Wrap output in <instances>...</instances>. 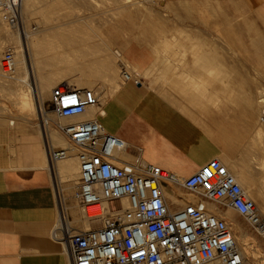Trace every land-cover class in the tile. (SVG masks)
<instances>
[{
  "label": "built area",
  "instance_id": "built-area-1",
  "mask_svg": "<svg viewBox=\"0 0 264 264\" xmlns=\"http://www.w3.org/2000/svg\"><path fill=\"white\" fill-rule=\"evenodd\" d=\"M0 12L8 25L20 26L19 0H0ZM1 70L7 76L15 71L11 51L4 53ZM121 74L125 82L141 86V80L127 69ZM50 103L57 129L79 163L75 194L79 207L91 221L111 215L101 227L88 231L76 230L64 221L54 229V238L64 245L70 264H253L240 252L227 221L207 211L208 205L223 215L232 210L253 233L264 237V219L254 201L219 159L187 178L141 156L128 163L119 157L126 153L125 142L105 130L98 118L60 123L99 107L93 91L60 86L52 90ZM46 150L51 164L70 153L68 148H52L48 143ZM174 188L195 200L185 205L170 202L166 195Z\"/></svg>",
  "mask_w": 264,
  "mask_h": 264
},
{
  "label": "crops",
  "instance_id": "crops-1",
  "mask_svg": "<svg viewBox=\"0 0 264 264\" xmlns=\"http://www.w3.org/2000/svg\"><path fill=\"white\" fill-rule=\"evenodd\" d=\"M262 1L249 8L257 9ZM256 57L264 60V44ZM189 64L177 72L172 66L162 71L160 87L151 88L149 81L138 87L124 82L104 117L107 131L126 143L127 158L141 156L183 178L213 159L234 160L230 154L236 141L252 135L261 121L233 90L230 78V86L208 94L200 86L194 93L213 65L207 60ZM241 80L248 83L239 75ZM51 123L57 128L58 121ZM40 129L0 125V264H70L64 245L53 235L59 208Z\"/></svg>",
  "mask_w": 264,
  "mask_h": 264
},
{
  "label": "rangeland",
  "instance_id": "rangeland-1",
  "mask_svg": "<svg viewBox=\"0 0 264 264\" xmlns=\"http://www.w3.org/2000/svg\"><path fill=\"white\" fill-rule=\"evenodd\" d=\"M117 1L119 0H32L36 16L31 17L30 27L33 29L36 21L41 20L40 15L37 14L43 6H51L54 10H51L50 18L54 17L50 19L51 25H65L61 28L56 27L52 30L53 33L64 31L70 33L79 30L84 35H92L87 28L95 27L103 39L116 41V51L119 52L120 47H125V49L129 47L128 55L122 53L124 58L122 62L129 61L128 65L131 68L129 67V70L126 68L129 73L142 80L143 83L149 81L151 88L164 84L161 79L162 71L169 70L171 66L176 67L175 72H177L178 68H188L189 60L192 62L210 61L213 67L207 70L208 79H201L200 84L196 83L193 88L194 93H199L200 86L206 87L202 88V93L206 94L217 91L222 86H230V78L234 83L233 90L253 107L259 116L264 115V102H260L264 99V60L258 61L256 57L259 46L264 44V0L255 10H251L249 5L256 3V0H120L119 5L132 6L131 15L128 13L118 14L120 10ZM73 7L77 9H73ZM107 22L109 23L107 24ZM3 24L7 25L4 22ZM88 32L90 33L87 34ZM125 62L124 64H127ZM135 63L139 66H136ZM122 69L123 66L118 69L120 86L124 82L121 74ZM239 75L248 80L246 85L242 80L238 81ZM130 85L134 86L132 83ZM165 87H168L166 82ZM86 89L91 90L90 88ZM99 95V97L102 96L100 107H105L104 109L107 110L109 101L114 98L116 93L111 96L109 94L104 96L100 93ZM49 96L46 97V113L54 121H58ZM5 104L9 106L13 116L9 115L8 117L7 115L4 117L5 119H0V125L2 123L4 126H9L10 122H13L15 126L11 127L17 129L19 126L23 128L35 126L37 128L41 123L39 116L31 117L29 121L31 123L13 118L14 115H17V111L14 108L11 109V104L9 105L7 102ZM103 127L107 130V125L104 122ZM258 131L261 134H258ZM34 135L40 139L37 132H34ZM230 156L239 163L241 159L238 158L243 157L245 159L243 162H247L249 166L257 165L259 168L256 170L259 175L257 180L263 184L264 122L260 121L252 135L237 140ZM122 159L130 163L134 158L129 156V158ZM223 164L224 166L228 165L227 162H223ZM77 166L79 167L78 162ZM65 187L64 184L61 185L66 204L68 206L76 205L79 208L75 199L77 190H73L70 194ZM177 191L183 196L189 195L183 190ZM169 200L174 203L171 198ZM232 213L251 237L253 245L264 252V238L253 233L242 216L234 211ZM72 227L76 230H84L81 225L74 224ZM250 262L255 263L252 258H250Z\"/></svg>",
  "mask_w": 264,
  "mask_h": 264
},
{
  "label": "bare ground",
  "instance_id": "bare-ground-1",
  "mask_svg": "<svg viewBox=\"0 0 264 264\" xmlns=\"http://www.w3.org/2000/svg\"><path fill=\"white\" fill-rule=\"evenodd\" d=\"M119 1H117V5H119ZM33 2L32 0H19L21 20L19 27L8 25L0 12V119H3L7 115L8 117L9 115L13 116L11 113L12 111L5 102L9 105L11 104V109L14 108L15 111H17V115H14L13 118L29 122L31 117L39 116L41 123L37 127H41L45 136V142L52 148H68L70 150L69 155L65 159L59 160L53 164L50 163L53 182L55 184L58 210H60L58 221L53 229L60 227L63 221L71 227L74 224L81 225L84 229L83 231L96 229L101 227L104 221L110 219L111 215H105L102 220L91 221L84 216L80 207L78 208L76 205L68 206L62 194L61 185L63 184L70 194L73 190H78V181L80 177L79 167L77 166L78 160L75 151L70 143H68L65 136L51 123L52 118L47 115L45 110L46 97L49 95V97H51L52 90L63 85H66L70 90L90 88L99 100H102L100 99L102 96L99 97V93L104 96L107 94L111 96L113 93L117 94L121 87L119 83L120 80L118 79V69L123 66V68L129 70L130 66L128 63L130 62L124 61L127 64L122 62V59L124 60L122 55L125 54L126 51L125 47H120L119 52L116 51V41L112 39H103L101 34L97 33V29H95V27L93 28L91 24H89V26L92 27H88L87 29L91 31L92 35L89 34L90 32L87 33L89 35H84V33L79 30L70 33H66L65 31V33H53L52 30L56 27L61 28L65 25L54 26L50 24V19L54 18H50L51 6L38 8V14L36 13L37 11L35 13L38 16L40 15L41 20L38 19L39 21H36L32 29L30 27V19L35 15L33 11ZM131 7L132 6L120 4V11L117 13H128L131 15ZM74 8L75 7H73V9ZM68 9L70 8L68 7ZM56 11L58 12V10ZM70 11L68 12L71 13ZM3 22L9 27L4 25ZM108 23L109 22H107V24ZM7 51L12 52L15 61V71L9 76L5 75L1 70V59ZM131 76L134 75L131 74ZM260 102H264V99H262V101L260 100ZM100 105L99 107H90L83 115L60 120V123L62 125H68L77 121L80 122L81 120L89 121L88 119L94 120L98 118L101 123L104 122L108 127V124L104 121V117L107 116V110L104 109L105 107H100ZM13 125L14 123L10 122L9 126L11 127ZM258 134H261V132L258 131ZM119 157L121 159L127 158V155L123 153ZM238 159H241L240 163L237 160L223 162L228 163L225 167L235 177L246 195L254 201L258 214L264 219V183L262 184L257 180L259 175L256 173V170H259V168L257 165L249 166L247 162L244 163L243 160L245 159L243 157ZM168 195L174 203L182 205L195 200L194 196H183L175 188L172 189V192H169ZM124 204L126 207L127 204L125 202ZM207 211L209 214L227 221L232 228L234 239L240 252L248 259L249 263H252L250 262V258H252L255 261L253 264H264V252L256 245H253L251 237L245 232L241 223L237 221L232 210H228L223 215L216 206L208 205Z\"/></svg>",
  "mask_w": 264,
  "mask_h": 264
}]
</instances>
